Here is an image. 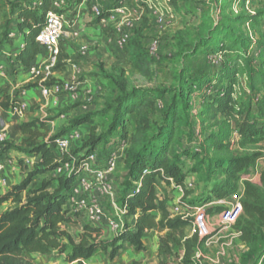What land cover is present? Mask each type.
Here are the masks:
<instances>
[{
    "label": "trees",
    "instance_id": "trees-1",
    "mask_svg": "<svg viewBox=\"0 0 264 264\" xmlns=\"http://www.w3.org/2000/svg\"><path fill=\"white\" fill-rule=\"evenodd\" d=\"M11 1V14L17 12V26L20 31L25 30L24 45L14 62L28 68L41 52L35 37L44 24L51 0ZM263 14L264 11H254L226 17L229 25L217 24L211 29L212 34L219 35L218 41L210 37L193 41L183 58L196 55L199 48L208 45L206 51L221 59L211 63L216 68L213 74L206 70L195 72L191 85L188 80H180L172 89L126 88L122 71L105 75L106 90L115 94L114 100L105 104L112 112L111 121L104 133L96 134L91 126L81 149L85 156L95 152L99 142L120 129L117 145L122 148V173L116 189L124 209L123 229L111 239L102 237L101 226L88 222L83 223L77 240L69 233L65 225L77 222V213L65 205L77 174L54 173L60 157L53 140L91 123L93 114L71 119L48 138L45 121L22 122L18 149L33 155L36 161L19 183L0 193V264H37L35 255L54 253L63 256L67 264H85L99 252H108L112 259L124 243L135 252L144 250L142 237L150 229L158 234V256L172 255L175 246L183 250L181 264H201L194 253L196 248L202 249L205 238L200 239L196 232L186 233V228L192 226V217L170 211L177 203L174 194L178 186L184 196L181 202L187 203L189 209L204 206L207 215L226 208L215 202L238 194L241 211L233 229L246 250L226 264H264V169L257 182L243 179L261 155L248 146L264 141V37L254 40L240 26L260 25ZM130 43L135 67L142 74H149L151 60L146 49L136 38ZM257 46V51L251 53ZM59 57L60 53L56 68L64 66ZM216 78L220 82L212 85ZM193 87L202 92V105L194 114L200 119L196 127L189 112ZM166 94L169 99L163 101ZM15 101L0 87L1 107L8 108ZM129 117L134 121L131 133H127ZM198 135L202 139L197 140ZM185 136L187 143L183 146L180 142ZM37 176L42 178L38 181ZM189 176L195 178L191 186L185 183ZM196 187L200 194L190 197ZM6 202L9 206L1 210Z\"/></svg>",
    "mask_w": 264,
    "mask_h": 264
},
{
    "label": "rangeland",
    "instance_id": "rangeland-1",
    "mask_svg": "<svg viewBox=\"0 0 264 264\" xmlns=\"http://www.w3.org/2000/svg\"><path fill=\"white\" fill-rule=\"evenodd\" d=\"M4 2L6 3V6H8L4 11V16L10 17L9 6L12 1L4 0ZM125 2L130 9V14L129 16H126V19L134 21L133 28L131 29L129 35V43L122 49V57L115 56L113 59H108L106 65H108L109 68H107V70H103V72L109 74L112 72L118 73L122 71V75L125 80L122 83L126 86V88L136 86L151 89H172L179 83L180 80H183L184 82L188 80V84L191 85L193 83L191 77L195 72L206 70L209 71L208 73L213 74L216 68L212 66L211 63H216V61L221 58L214 52L206 51L208 45L203 48H199L196 55L183 58L182 54L189 49V45L196 39L202 37H210L214 38V41H218L219 35L212 34L213 32L211 29H213L217 24L229 25V23L226 22V17L236 15L244 16L252 14L254 11H264V0H160V5L165 11V23L163 25H158L154 21L153 13H151V10L148 9L147 6L141 4L140 8H138L136 6L137 3L134 0H126ZM118 15L119 14H113L111 19L112 22L109 24V26L113 27V33L116 31L113 26L114 23L122 21ZM9 20L10 18L8 21ZM260 22V25L254 28H251L246 24H240V26L242 29H246V31H248L250 37H253L254 40H258L260 37H264V14L260 17ZM122 29L123 26H121V30ZM134 38H136L144 49H146L149 59L151 60L149 74H142L135 67L133 58L130 56L132 48L130 42H132V39ZM154 40L158 41V49L155 54H152L150 52V46ZM259 47L260 46L252 48L250 52L255 53ZM221 81L224 84H227L226 80L223 79ZM219 82V78L212 79V85ZM192 89L194 90V94L190 96L189 112L190 119L193 121L194 127H196L200 123V119L194 114L197 113L198 108L202 105L201 98L199 96L202 92L194 87ZM207 92L209 91L207 90ZM114 97V93L109 90H105L93 98L91 102H87L86 107H80L78 109V115L76 117L85 115L86 113H92L93 117L91 123L81 125L82 131H80V138L77 141L72 142L67 153L63 155V158L69 159V157H73L75 165H78L79 161L84 158L86 152L85 150H82L81 147L89 138L91 126L95 127L96 134L104 133L109 126L112 112L108 108H105V104L111 103L114 100ZM168 99L169 95L166 94L163 101ZM159 106H162L160 101ZM57 115H59V113ZM66 123L69 122L67 121ZM133 128L134 121L129 117V122L127 123V133H131ZM186 132L187 128H184V133ZM53 133L54 132H48L47 138L53 135ZM10 137V139L0 143V151L14 153L15 157H13L16 159V162L13 165H16L15 167H17L16 174L18 182H20L30 168L34 166L36 157L33 158V155H28L18 149V146L21 144L22 137L18 140L19 136L16 128L10 132ZM120 139V129H118L115 133L109 135L107 139L97 144V153H102L105 149H109L107 152H110L111 150L121 148L117 145V143L120 142ZM200 139H202V137L198 135L197 140ZM193 142L195 143V141ZM180 143L183 146L186 145V136L183 137V140ZM7 145H12L13 147L8 148ZM248 148L261 153L256 162L258 161L260 167L264 169V141L249 145ZM120 150L122 152V148ZM18 156L21 158H18ZM13 157L7 156L6 158L11 162ZM259 169L260 168L257 169L256 173H259ZM121 173L122 155L117 158L116 167L112 175L115 186L119 181H121ZM246 175H248L247 177L249 180L255 177L254 172H252L251 169ZM47 177H49V175H47ZM41 178L42 176L35 177L38 181ZM253 180H256V178H253ZM175 191L174 198L177 202L184 196L178 187ZM199 194L200 188L196 187L194 189V193L191 194L190 197H197ZM118 196L117 192L116 199L119 203ZM229 202L228 206L232 203L231 201ZM110 207L111 210H108L106 205L107 211L110 214H114L115 208L112 204ZM4 209L5 206L3 205L1 210ZM72 211L77 213V217L79 216L83 219L80 222H86L85 218L79 211H76L74 207H72ZM188 216L193 219V211H189ZM229 222L230 221H228V219L221 217L220 213H212V215L205 218L204 223L209 229V234L205 240V252H203V255L208 257L207 261L209 264H222L228 260H235L240 253L241 244L237 240V235L232 230V225ZM72 224L65 225V228L68 229L70 234L76 235L78 226H74ZM189 229L192 233V227H189ZM77 239L78 238H76V240ZM176 256L178 257V255ZM119 257L120 255L118 256L117 254L111 259L108 252H99L85 260L84 263L119 264ZM173 257L176 259L175 256ZM203 260L206 261L205 259ZM34 261L37 264H67L64 261L63 256H59L55 253L49 256L35 258Z\"/></svg>",
    "mask_w": 264,
    "mask_h": 264
},
{
    "label": "crops",
    "instance_id": "crops-1",
    "mask_svg": "<svg viewBox=\"0 0 264 264\" xmlns=\"http://www.w3.org/2000/svg\"><path fill=\"white\" fill-rule=\"evenodd\" d=\"M70 1L71 5L69 9L64 11L66 30L69 32L79 29L80 32L77 37L68 34L69 37L61 39L59 44V61L64 63V66L54 69L53 78L57 80L75 78L79 82V89L75 96L71 93H62L54 97L52 95H41L37 78L32 76L28 68L14 62L16 55L24 45L23 33L25 30L22 32L17 26L18 14L16 11L11 14V9L9 8L10 17L4 16V11L8 6H6L4 0H0V66L3 71L0 73V87L5 89L12 99L16 101L23 100L26 104V109L22 116L13 113L9 107L5 108L1 113L0 118L4 123L3 128L8 133V139L11 138L10 132L16 128L19 136L18 140H20L22 137L20 124L24 121L33 119L45 121L50 133L56 132V130L64 124L67 125V121L69 122L78 115L77 111L80 107H86L87 102H91L93 98L107 89V80L105 78L107 73H104L103 70L109 68L108 65H106L108 59H113L115 56L122 57V50L114 43V38L117 36L116 31L113 33V27L109 26L113 16L111 10L114 6L120 5V2L118 0ZM92 1H98L103 7V16L106 18L105 23H102L92 16L90 12ZM134 1L137 3L136 6L140 8L143 0ZM126 8V12L119 13L118 16H120V20L122 21L114 23L113 26L115 30L122 25L126 16H129L130 9L127 4ZM9 18L10 20L8 21ZM82 45L86 47L84 52L80 50ZM46 59L47 52L41 49V52L34 57L30 65H41L45 63ZM22 91H24V94L21 93ZM58 113L59 115H57ZM73 130L82 131L81 125ZM234 138H237V135H234ZM120 149L121 148L115 149L119 153L118 158L122 155ZM105 151H109V149H105ZM7 156L15 157L14 153H9L7 151L0 152V161L8 160L5 170L8 186L0 192L1 194L5 193L12 185L19 183L16 174L17 167L13 165L16 159L13 157L10 162V160L6 158ZM18 158L21 157L18 156ZM258 168H260V171L263 170L257 161L251 168L255 176L253 178L257 180L259 179V173H256ZM247 176L248 175H244L243 179H249ZM194 181L195 178L193 176H189L185 180L186 183L192 184ZM240 187L242 189V186ZM103 201L107 205L108 210H111V202L107 198H103ZM215 203L219 204L218 202ZM3 205L6 209L9 203L6 202ZM65 206L72 210L69 204L66 203ZM217 213L219 214L220 212ZM209 215H212V213L208 214V216ZM81 220L83 219L78 216L77 222L73 224L70 223L74 226H78L76 235L71 234L75 239L82 230L83 222H80ZM133 222L134 219L131 218L129 224L132 225ZM98 226L102 228L103 238L111 239L115 236V231L107 224H98ZM186 233L191 235L189 227L186 228ZM157 238L158 234L155 230H147L142 237L145 248L139 252L133 251L127 243H124L122 249L118 252V256L120 255V259H118L119 264H130L132 262H136L137 264H170V262L171 264H181L180 260L182 259L183 250L175 246H172V255L166 257L157 255ZM236 238L241 244L240 253H242L246 250V246L239 240L238 236ZM204 245L202 249H195L194 257L199 259L201 264H209L207 261L208 257L203 255V252H205ZM176 255H178V257ZM42 256L49 255H35V258ZM173 256H175L176 259Z\"/></svg>",
    "mask_w": 264,
    "mask_h": 264
},
{
    "label": "built area",
    "instance_id": "built-area-1",
    "mask_svg": "<svg viewBox=\"0 0 264 264\" xmlns=\"http://www.w3.org/2000/svg\"><path fill=\"white\" fill-rule=\"evenodd\" d=\"M120 5L114 6L111 10L113 14L124 13L127 11L125 1L118 0ZM160 0H143L142 4L147 6L153 13L154 21L158 25L165 23V11L160 5ZM71 5L70 0H51V6L45 14L44 24L38 34L35 37V41L40 45L42 49L47 52V59L45 63L41 65H30L28 70L33 77L37 78L39 82L40 93L43 96L52 95L54 97L62 93H71L75 96L78 93L79 82L77 79L69 80H57L53 78V71L56 68L58 56L60 53L59 44L62 38L71 36L77 37L80 30H66V19L64 11L69 9ZM90 12L95 19L105 23L106 18L103 16L104 9L98 1H92ZM134 21L124 19L121 26L116 29V37L114 43L119 49H123L127 46L130 31L133 28ZM86 47L81 46L80 50L84 52ZM158 49V41L154 40L150 46V52L155 54ZM2 67L0 66V73H2ZM24 94V91L21 92ZM9 109L22 116L26 104L23 100H17L11 104ZM5 108L0 106V115ZM1 117V116H0ZM236 135V134H235ZM80 138V132L78 130H71L68 133L58 136L53 140V147L55 148L60 159L58 165L54 169L56 175H70L77 174V179L71 187L70 196L67 203L79 211L85 218L86 222L92 225L107 224L115 233H119L123 229L122 216L124 214L123 207L118 203L116 196L117 190L113 182V173L116 167V161L118 158L117 151L111 150L103 155L92 152L83 159H81L78 165H75L74 158H63V155L67 153L72 142L77 141ZM8 139L7 131L0 127V143L5 142ZM8 160L0 161V192L6 189L8 186L7 176L5 170ZM255 182L256 180L250 179ZM186 183V182H185ZM191 186L192 183H186ZM182 192V188L178 186ZM103 198H107L112 206L115 208L114 214H110ZM227 201L232 203L228 206ZM219 204H224L225 209L220 212L221 217L228 219L232 225V230L238 236V233L233 229V224L237 215L241 211V205L239 202V195L234 194L228 199H220L217 201ZM171 214H180L188 216L189 211H193L192 220V233L196 232L200 239L205 238L209 234V229L205 225V218L208 216L205 212L204 206L193 207L189 209L187 203L178 200L176 204L170 208ZM205 243V241H204ZM228 260L222 264L230 262Z\"/></svg>",
    "mask_w": 264,
    "mask_h": 264
},
{
    "label": "water",
    "instance_id": "water-1",
    "mask_svg": "<svg viewBox=\"0 0 264 264\" xmlns=\"http://www.w3.org/2000/svg\"><path fill=\"white\" fill-rule=\"evenodd\" d=\"M4 126V123L2 121V119L0 118V127L2 128Z\"/></svg>",
    "mask_w": 264,
    "mask_h": 264
}]
</instances>
